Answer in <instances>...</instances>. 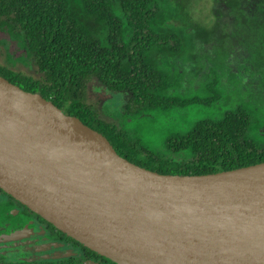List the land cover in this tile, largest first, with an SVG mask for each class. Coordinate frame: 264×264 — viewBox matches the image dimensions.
<instances>
[{
  "label": "trees",
  "instance_id": "16d2710c",
  "mask_svg": "<svg viewBox=\"0 0 264 264\" xmlns=\"http://www.w3.org/2000/svg\"><path fill=\"white\" fill-rule=\"evenodd\" d=\"M209 1L212 19L202 23L191 0H0V33L39 76L9 63L0 75L152 171L201 175L264 162V0ZM93 81L126 93L115 118L87 101ZM188 109L206 114L150 143L148 121Z\"/></svg>",
  "mask_w": 264,
  "mask_h": 264
},
{
  "label": "water",
  "instance_id": "95a60500",
  "mask_svg": "<svg viewBox=\"0 0 264 264\" xmlns=\"http://www.w3.org/2000/svg\"><path fill=\"white\" fill-rule=\"evenodd\" d=\"M0 188L118 264H264V162L152 171L1 75Z\"/></svg>",
  "mask_w": 264,
  "mask_h": 264
},
{
  "label": "flooded vegetation",
  "instance_id": "af4514ba",
  "mask_svg": "<svg viewBox=\"0 0 264 264\" xmlns=\"http://www.w3.org/2000/svg\"><path fill=\"white\" fill-rule=\"evenodd\" d=\"M0 264H118L0 188Z\"/></svg>",
  "mask_w": 264,
  "mask_h": 264
},
{
  "label": "rangeland",
  "instance_id": "374dc122",
  "mask_svg": "<svg viewBox=\"0 0 264 264\" xmlns=\"http://www.w3.org/2000/svg\"><path fill=\"white\" fill-rule=\"evenodd\" d=\"M190 3L198 21L202 23H208L211 21L212 13L209 0H191ZM0 39H2L0 40V64L3 65L5 63H9L12 68L20 70L25 74L32 75L34 77L39 76L36 71V67L30 64L29 61L24 60L25 63L23 61L16 62V58L22 56L23 53L5 33H0ZM196 91V89H188L187 95L194 94ZM126 97L127 95L125 92L109 91L100 86L96 81L91 82L88 86L87 101L96 105L98 110H100L106 118L110 117L109 114H112L113 118L120 114L119 112L122 111L124 105L123 103ZM204 114L206 113L203 110L192 113V111L188 109L185 110L184 113L180 114L178 118H173V120H166L168 117L162 115L161 119L157 118L158 120L156 121H148L142 129H144L145 132V129H148V140L151 144H154V146L159 147L165 140V135L170 130V126L186 127L194 118Z\"/></svg>",
  "mask_w": 264,
  "mask_h": 264
}]
</instances>
